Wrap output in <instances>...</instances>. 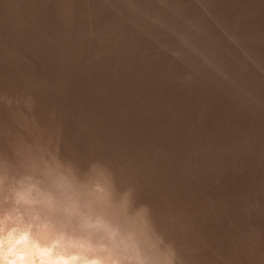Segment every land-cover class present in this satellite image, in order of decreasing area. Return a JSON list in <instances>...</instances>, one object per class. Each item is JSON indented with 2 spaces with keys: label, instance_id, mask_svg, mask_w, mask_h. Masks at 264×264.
Wrapping results in <instances>:
<instances>
[{
  "label": "rangeland",
  "instance_id": "1",
  "mask_svg": "<svg viewBox=\"0 0 264 264\" xmlns=\"http://www.w3.org/2000/svg\"><path fill=\"white\" fill-rule=\"evenodd\" d=\"M0 156L104 178L170 264H264V0H0Z\"/></svg>",
  "mask_w": 264,
  "mask_h": 264
},
{
  "label": "clouds",
  "instance_id": "2",
  "mask_svg": "<svg viewBox=\"0 0 264 264\" xmlns=\"http://www.w3.org/2000/svg\"><path fill=\"white\" fill-rule=\"evenodd\" d=\"M10 165L0 156V264H170L151 251L147 219L97 212L111 198L104 178L74 189L63 177Z\"/></svg>",
  "mask_w": 264,
  "mask_h": 264
}]
</instances>
